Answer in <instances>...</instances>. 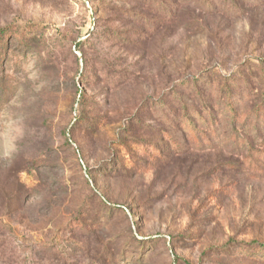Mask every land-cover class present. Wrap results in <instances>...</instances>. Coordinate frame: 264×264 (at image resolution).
<instances>
[{
	"label": "rangeland",
	"instance_id": "374dc122",
	"mask_svg": "<svg viewBox=\"0 0 264 264\" xmlns=\"http://www.w3.org/2000/svg\"><path fill=\"white\" fill-rule=\"evenodd\" d=\"M0 44V264H264V0H0Z\"/></svg>",
	"mask_w": 264,
	"mask_h": 264
},
{
	"label": "trees",
	"instance_id": "16d2710c",
	"mask_svg": "<svg viewBox=\"0 0 264 264\" xmlns=\"http://www.w3.org/2000/svg\"><path fill=\"white\" fill-rule=\"evenodd\" d=\"M149 3L152 4L151 1H149ZM4 33L6 35V32H4ZM0 46H2V44H0ZM6 46H7V43L4 42L3 47L5 48ZM0 63H1V61H0ZM239 81L240 82H239L238 86L229 85L228 89H227V93L225 92L224 96L220 95V97H219L220 102H223L224 98H227L226 105H225L226 112L232 116V119H237L239 117L238 112H237V105H236L237 100L234 98L236 89H239L240 84L243 83L242 79ZM198 82H200V80L194 81V83H196L195 87L198 86ZM191 83H193V82H190V84ZM188 86H189V84H188ZM223 90H224V86H223ZM194 92L197 94L199 101H201V103H202V107H201L202 111H201V113H200V111H195L194 113L193 112H184L180 116L181 117L180 121H181L182 126H183V128H182L183 132L185 134H187L189 137H191V139L199 140L198 130L196 129L197 126L194 123V121L191 119V117L193 115L198 116L200 121H203L204 123H209L210 125L211 124L215 125L217 115L215 114V112L211 108V106L206 105L207 104V100L205 99L206 95L202 94V91L200 90V88H196L194 90ZM215 93H216V98H217L218 91H216ZM174 99H175V101H178L180 99L178 93H174ZM180 103H182V102L180 101ZM162 104H161L162 106H165L164 103H162ZM202 113L204 114V116L202 115ZM253 114H254V117H258L264 123V104L255 108ZM168 124H171V120L168 121ZM167 131L171 132L170 130H167ZM170 141H171L172 146L173 145H175V146L179 145L178 140L172 135L170 137ZM134 146L141 149L142 152L144 151V153L147 155V157L150 159V161H155V160H159V159L164 158V152L161 149L157 148L155 145H149L148 143L139 142V143H135ZM126 154L128 156L131 155L130 151H127V150H126ZM123 163H125V164H122V166L124 167V169H127V165H129V164L126 162V160H124ZM130 165H133V163H130Z\"/></svg>",
	"mask_w": 264,
	"mask_h": 264
}]
</instances>
